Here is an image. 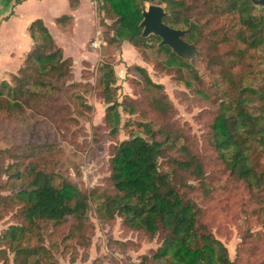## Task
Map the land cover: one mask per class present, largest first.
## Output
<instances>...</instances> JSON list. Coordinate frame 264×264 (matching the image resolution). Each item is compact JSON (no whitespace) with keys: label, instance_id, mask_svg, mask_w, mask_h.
Instances as JSON below:
<instances>
[{"label":"trees","instance_id":"obj_1","mask_svg":"<svg viewBox=\"0 0 264 264\" xmlns=\"http://www.w3.org/2000/svg\"><path fill=\"white\" fill-rule=\"evenodd\" d=\"M101 8L111 15L109 43L128 40L147 60L149 39L160 40L157 35L141 36L139 22L146 0H101ZM169 14L163 21L173 27H188L195 22L184 37L192 42H208L211 48L228 46L221 53L213 52L210 61L221 64L231 71L237 63L253 58V53L264 47V5L259 8L251 0H163ZM68 16H60L63 21ZM184 28V27H182ZM33 40L17 71L0 77V118L13 120L20 112L29 109L37 113L52 110L68 95L77 83H68L72 77V59L63 56L59 45L40 18L28 26ZM157 51L165 55L163 66L180 70L191 67L167 45H159ZM99 76L104 102V124L115 141L110 149L111 173L109 179L113 191L98 186L85 190L77 183L59 175L49 157L32 158L22 171L16 169L9 177H23L26 183L19 189L0 194V218L9 210L16 211V222L9 224L0 235V261L8 264V252H13V262L28 264L29 258L50 248L44 245H22L26 232L39 233L51 226L66 246L74 233L85 229V219L91 202H97L100 211L109 218L118 215L130 229L142 231L148 237L160 235V244L152 257L164 264H235L226 245L203 220V210L191 198L184 186L183 175L202 178L204 166L201 155L193 148L192 138L161 124L157 129L151 121L139 122L145 136L133 134L118 140L120 112H134L130 101H118L111 93L115 74L109 64ZM146 86L161 87L153 82L147 70L135 65ZM244 72V73H243ZM236 80L238 92L221 99L208 126L209 144L224 162L228 175L241 180L255 198V212L264 221V81L257 87L246 83L248 70ZM196 75V74H195ZM228 81H235L231 73ZM86 84V83H84ZM80 97V96H77ZM257 100V112H252L249 102ZM148 106L154 112L162 111L161 97L148 96ZM81 105H85L81 102ZM86 107H89L86 106ZM11 148H0V176L6 172L4 160ZM5 186L0 185V189ZM67 225V232H62ZM250 233V232H249ZM252 237L253 240L249 239ZM262 233L247 234L240 250L248 259L255 255V242ZM146 255L142 256L143 264ZM102 264V263H100Z\"/></svg>","mask_w":264,"mask_h":264},{"label":"rangeland","instance_id":"obj_2","mask_svg":"<svg viewBox=\"0 0 264 264\" xmlns=\"http://www.w3.org/2000/svg\"><path fill=\"white\" fill-rule=\"evenodd\" d=\"M149 3L166 6L163 0H146L143 4L147 6ZM101 4V0H93L94 30L82 45L85 56L72 61V77L67 82L78 85L69 89L64 103L45 113L26 109L13 120L0 118V148L12 149L4 160L5 167H10L0 176V185L5 186L0 189V194L21 188L26 183L25 178L9 177V174L16 169L22 171L28 160L40 157H49L59 175L85 190L98 186L107 192L113 191L109 179L110 149L115 141L103 121L107 103L99 83L101 72L107 68L104 65L109 64L115 74L111 93L118 101H130L135 109L128 113V107L126 111L122 106L118 107V140L133 134L145 136L139 125L144 121H151L155 129L167 124L189 135L193 148L202 157L204 175L195 178L184 174L182 180L190 184L184 189L202 208L203 220L214 236L226 245L235 264H264V221L255 212V198L241 180L228 175L224 162L207 137L219 101L238 92L236 80L240 73L248 70L246 83L254 87L264 81V47L254 52L253 58H246L229 71L224 64L210 61L213 52L223 53L228 46L213 49L208 42H195L198 46L196 55L188 60L182 58L194 71L187 67L180 70L167 68L162 63L165 55L156 50L159 41L156 42L154 37L149 39L150 45L145 49L147 60L128 40L109 43L106 37L111 32L112 18L100 7ZM88 19L89 14H85L73 40V50L76 45L81 46L82 38L90 29ZM190 20L195 22L194 17ZM97 30L101 32L102 43L93 47L91 39ZM54 33L58 43L60 37L57 31ZM135 65L143 66L151 80L161 87L146 86L142 75L134 69ZM229 73L235 81H228ZM150 95L166 102L161 106L162 111L156 113L148 106ZM257 102L252 100L248 105L254 113L257 112ZM16 220L15 209L2 214L0 235ZM62 232H67V225ZM255 232H261L262 238L255 242V255L248 259L247 253L240 250V244L244 236ZM59 239L51 226L41 228L39 233H24L22 245L40 244L50 248L48 254L40 250L38 258L31 256L28 264H142L143 255H146L143 264H164L152 257L161 242L160 235L148 237L142 231L128 228L118 215L104 216L97 202L90 203L85 229L80 235L74 233L66 246L59 244L52 248V242H59ZM7 254L8 264H17L13 262V252Z\"/></svg>","mask_w":264,"mask_h":264},{"label":"crops","instance_id":"obj_3","mask_svg":"<svg viewBox=\"0 0 264 264\" xmlns=\"http://www.w3.org/2000/svg\"><path fill=\"white\" fill-rule=\"evenodd\" d=\"M92 4L93 0H0V77H7L21 65L33 43L28 26L37 18L42 20L55 41L54 31H57L61 40L58 44L62 46L65 57L72 61L84 57L82 45L94 30ZM85 14H89L90 29L82 38L81 46L76 45V50H73V40ZM60 16L68 18L57 21Z\"/></svg>","mask_w":264,"mask_h":264},{"label":"water","instance_id":"obj_4","mask_svg":"<svg viewBox=\"0 0 264 264\" xmlns=\"http://www.w3.org/2000/svg\"><path fill=\"white\" fill-rule=\"evenodd\" d=\"M253 4L264 5V0H251ZM142 18L139 22L141 36L150 34L160 37L158 45H167L179 57L188 60L194 57L198 51L195 42L188 41L184 35L192 27L193 21L190 20L188 27H173L163 21V17L168 15L164 6L157 3H149L141 10Z\"/></svg>","mask_w":264,"mask_h":264},{"label":"built area","instance_id":"obj_5","mask_svg":"<svg viewBox=\"0 0 264 264\" xmlns=\"http://www.w3.org/2000/svg\"><path fill=\"white\" fill-rule=\"evenodd\" d=\"M102 43V40H101V32L99 30H97L95 32V35L93 36V38L91 39V45L93 47H97L99 46L100 44Z\"/></svg>","mask_w":264,"mask_h":264}]
</instances>
